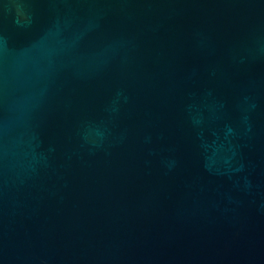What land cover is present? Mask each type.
Returning <instances> with one entry per match:
<instances>
[{
  "label": "water",
  "instance_id": "water-1",
  "mask_svg": "<svg viewBox=\"0 0 264 264\" xmlns=\"http://www.w3.org/2000/svg\"><path fill=\"white\" fill-rule=\"evenodd\" d=\"M0 264H264V0H0Z\"/></svg>",
  "mask_w": 264,
  "mask_h": 264
}]
</instances>
